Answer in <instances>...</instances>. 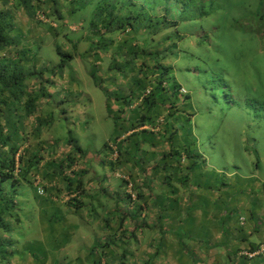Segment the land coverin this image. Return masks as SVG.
I'll list each match as a JSON object with an SVG mask.
<instances>
[{
	"label": "rangeland",
	"instance_id": "374dc122",
	"mask_svg": "<svg viewBox=\"0 0 264 264\" xmlns=\"http://www.w3.org/2000/svg\"><path fill=\"white\" fill-rule=\"evenodd\" d=\"M81 4L66 2L67 9L69 5L73 7L71 13L62 9V17L53 18L50 26L39 22L42 30L19 33V44L29 59L25 65L37 72L32 83L38 108L34 117L48 121L40 122L37 134H29L25 128L21 137L23 146L19 153L26 151L24 163L32 165V172L25 175L27 181L19 186L21 224L12 232L16 239L14 248L20 245L14 252L16 264L23 253L28 257L31 254L29 260L33 264H42L46 257L58 259V252H54L57 240L51 234L49 239L31 235L27 240L21 238L41 224L48 231L44 235L58 226L46 221V217L58 214L56 205L44 209L42 205L52 192L50 181L62 177L49 176L47 171L51 163H57L54 158L72 149L73 143L66 142L69 138L77 141L85 153L76 158L78 164L83 159L91 160L90 171L97 179L111 184L119 181L113 177L114 169L100 163L109 154L100 147L113 134L123 132L127 125L124 115L135 117L136 111L119 112L123 107L115 101L110 114L119 116L116 120L120 128H116L104 107L105 91L114 96L130 87L133 96H137L141 94V85L153 88L157 103L149 108L146 124L152 118L159 119L155 139L162 133L158 129L172 130L174 126L177 148L188 146L198 153L190 181L196 179L215 186L241 185L243 190L254 192L258 190L256 184L264 187V0H136V9L147 14L143 17L150 18L151 25L137 35L131 30L105 32L104 22L99 20L98 12L94 13L101 3L85 0ZM118 25L112 22V26ZM125 57L136 65L138 73L125 65ZM142 60L144 70L138 69ZM118 64L119 70L107 69L108 65ZM131 71L135 76L126 78ZM160 78H165L164 88L155 90ZM172 91L175 94L169 101L174 104L170 105L166 97ZM159 93L163 94L164 104L158 103ZM138 134L129 137L131 142L139 136L146 137ZM132 150L136 158V147ZM149 150L156 155L155 148ZM34 153L37 155L32 157ZM43 162H48V166L44 167ZM39 188L43 194L37 192ZM263 195L257 192L255 200ZM72 217L70 223L74 227L65 222L59 230L69 233L64 239L70 242L68 249L75 251L92 234L83 231L86 223L80 217ZM181 241H175V245L181 246ZM187 243L182 241L185 246ZM158 245L161 248L170 242L159 241Z\"/></svg>",
	"mask_w": 264,
	"mask_h": 264
},
{
	"label": "crops",
	"instance_id": "0c3cea01",
	"mask_svg": "<svg viewBox=\"0 0 264 264\" xmlns=\"http://www.w3.org/2000/svg\"><path fill=\"white\" fill-rule=\"evenodd\" d=\"M129 59L124 58L125 65L136 70V65ZM120 68L118 64L108 65L107 69ZM132 76L135 75L131 71V75L126 78ZM119 94L132 99L123 112L136 111V100L131 88ZM126 124L120 133V138L125 139L119 149L120 158L113 163V177L119 181L113 184L107 180L101 181L93 171L88 170L82 174L83 192L78 197V208L72 202L67 203L69 193L64 188L62 177L55 176L56 179L50 181L52 192L43 202L42 209L56 205L58 214L46 217V221L56 222L58 226L54 228L55 231L44 235L48 231L44 230L40 222L37 231L25 233L21 238L27 240L35 236L49 239L51 234L52 239L57 240L54 252H58V259L46 257L42 259V264H264L260 254H252L259 244L264 243V187L262 189L256 184L258 190L254 192L243 190L241 185L215 186L202 184L196 179L190 181L194 169L185 178L182 177L186 171L182 172L179 175L180 183L159 184L158 175L161 174L156 171H153L156 176L153 181L145 182L142 178L144 173L131 154L132 147H136V139L131 142L129 137L136 132V128L132 129ZM84 160L81 166L85 164ZM41 164L48 166V162ZM47 173L49 176H63L56 174L52 167ZM62 173L66 174L65 171ZM129 190L135 194L132 201L126 198ZM136 190L142 192L145 201L137 218ZM257 192L263 195L259 201L255 200ZM43 193L42 190L39 194ZM72 216L80 217L86 223L83 231L92 234L82 248L75 251L68 249L70 242L64 239L69 237V233L59 230L65 222L67 226L74 227L70 223ZM172 234L176 240L172 239ZM181 240L188 241L187 245H183ZM29 241L34 242L33 239ZM159 241H165L166 244L169 241L170 245H161L160 248ZM175 241H181V246H176ZM19 248L20 245L14 248L15 253ZM16 256H12L9 264H16ZM22 256L19 264H33L29 260L31 254L28 257L23 253Z\"/></svg>",
	"mask_w": 264,
	"mask_h": 264
},
{
	"label": "trees",
	"instance_id": "16d2710c",
	"mask_svg": "<svg viewBox=\"0 0 264 264\" xmlns=\"http://www.w3.org/2000/svg\"><path fill=\"white\" fill-rule=\"evenodd\" d=\"M75 1L82 3L81 5L85 3V0H0V264H9L14 255L16 239L13 238L12 232L17 227L16 225L21 224L19 214L22 203L18 200L19 186L27 181L24 180L25 175L32 172V165L24 163L25 158L23 156L26 151L19 153V149L23 146L22 133L26 128L27 132L30 131L29 134H37L40 129V122L48 121L45 117H37L36 119L34 117L38 108L35 94H32L34 89L32 83L37 79L34 75L37 72L25 65L29 59L19 44V33L28 29L33 30V32L42 30L39 22L49 24L53 18L62 17V9L71 13L73 7L69 5L67 9V5L64 4ZM98 2L101 4L97 5L94 13L98 12L99 20L104 22L102 27L105 32L113 33L116 29L131 30L136 31L137 35L139 31H145L151 26L148 25L150 18L144 19L143 17L147 14L138 7L136 9V0H98ZM102 12L106 13L102 14ZM40 16L41 18H39ZM119 21H121L120 24ZM112 22L119 25L114 27ZM162 22L163 20H161V24ZM56 51L59 52V49L57 48ZM144 60L138 65V69L144 70ZM164 82L165 78L157 80L155 90H162ZM97 85L99 86L98 83ZM173 85L176 84L173 83ZM141 88V94L134 96V100H136V107L140 106L142 109L136 110L135 117L124 116L129 127L136 128L138 135H146V137L139 136V139H136V165L141 167L144 173L142 178L144 181L146 180L145 182L153 181V178L156 177L153 171H156L157 174H161L158 175L159 184L180 183L182 181L179 175L183 174L182 172L186 171L182 177L185 178L187 173L195 169L194 166L197 163L194 158L198 156V153L192 152L188 146H183L182 150L177 148L179 144L175 143L176 128L174 126L172 130L158 129L162 133L159 139H155L153 128L156 129V125L160 126L159 119L155 121L152 118V122L146 124V115L149 116V108L157 102L152 96L153 88L147 89L144 85H141ZM24 89L27 90V94ZM159 92L162 93L163 91ZM104 94V107L109 113L108 116L112 119L114 126L120 128V124L116 120V117L119 116L116 115L115 117V115L110 114L112 102L117 101L123 107L119 108V112H123V109L125 110L129 106L132 99L129 96L126 98L123 94H113L114 96H112L109 91H105ZM174 94L173 91L171 95L167 94L166 98L170 105L174 104L173 101H169V99H173L172 95ZM159 96L161 101L158 103L164 104L163 94ZM169 124L173 125L174 123ZM124 140L120 138L119 133L113 134L111 139L103 142L100 150L107 151L109 154L107 159H102L100 163L109 165L113 169V163L120 158L119 149L123 146L122 141ZM66 142L73 143L70 144L72 149L63 152L61 158H54L57 163H51V167L56 174L60 175L64 174L62 171L66 172L62 178L64 188L69 193L67 203L72 202L78 208L80 206L78 197L83 192L82 174L91 170V160H87L82 166L78 164L76 158H82L85 154L84 151L80 150L77 141L69 138ZM188 145L190 146V143ZM149 148L152 149L151 151L155 148L156 155L151 153ZM35 155L37 154H31L32 157ZM26 161L29 160L26 159ZM142 196V192L139 193L136 190V218L140 216L143 204H145ZM126 198L132 201L135 199V194L129 190L126 193Z\"/></svg>",
	"mask_w": 264,
	"mask_h": 264
},
{
	"label": "built area",
	"instance_id": "2783aa9c",
	"mask_svg": "<svg viewBox=\"0 0 264 264\" xmlns=\"http://www.w3.org/2000/svg\"><path fill=\"white\" fill-rule=\"evenodd\" d=\"M38 193L42 192V189H38ZM252 254H260L264 260V243L259 244L256 249L252 252Z\"/></svg>",
	"mask_w": 264,
	"mask_h": 264
},
{
	"label": "clouds",
	"instance_id": "9594fccd",
	"mask_svg": "<svg viewBox=\"0 0 264 264\" xmlns=\"http://www.w3.org/2000/svg\"><path fill=\"white\" fill-rule=\"evenodd\" d=\"M180 90H182V88H180ZM183 91V90H182ZM184 93V92H183Z\"/></svg>",
	"mask_w": 264,
	"mask_h": 264
}]
</instances>
